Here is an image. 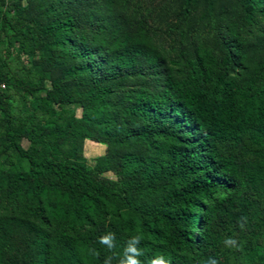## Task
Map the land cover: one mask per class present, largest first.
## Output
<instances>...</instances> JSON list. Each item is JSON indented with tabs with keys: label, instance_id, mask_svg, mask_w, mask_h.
<instances>
[{
	"label": "trees",
	"instance_id": "1",
	"mask_svg": "<svg viewBox=\"0 0 264 264\" xmlns=\"http://www.w3.org/2000/svg\"><path fill=\"white\" fill-rule=\"evenodd\" d=\"M43 1L22 26L0 0V139L18 166L0 168V264H120L137 235L141 264H264V28L251 41L229 22L221 56L197 46L178 76L114 0H103L106 15L87 12V32L69 0ZM234 1L245 24L264 20V0ZM39 47L50 51L44 68L60 71L42 95L20 63ZM128 76L159 88L110 98ZM16 92L25 121L8 102ZM65 138L106 153L88 170ZM110 165L115 180L97 176ZM110 233L112 248L100 242Z\"/></svg>",
	"mask_w": 264,
	"mask_h": 264
},
{
	"label": "rangeland",
	"instance_id": "2",
	"mask_svg": "<svg viewBox=\"0 0 264 264\" xmlns=\"http://www.w3.org/2000/svg\"><path fill=\"white\" fill-rule=\"evenodd\" d=\"M13 4L14 12L22 26H33L39 16V4L43 0H8ZM184 0H114L112 9L119 13L127 22L126 25L131 33L135 32L137 23L140 22L150 43L162 54L165 62H176L172 65L175 74L181 76L179 69H182L183 59L191 57L197 46L210 48L212 53L219 58L221 56V47L226 38V27L229 22H235L240 35L253 41L260 35L264 28V20L259 16L255 17V22L251 25L244 23L242 19V10L234 0H213L212 8L207 10L205 0H194L187 5ZM67 6L72 10L77 23L78 31L87 32L91 29L92 23L86 18L87 12L96 10L100 15H106L105 4L103 0H69ZM260 52V51H253ZM50 54V51L44 47L36 48L29 56L22 55L20 60L25 70V74L31 78L42 79V88H38L36 95H42L48 88L49 81L52 78L60 76L59 69L49 71L44 68V55ZM10 60V54L7 56ZM15 64V63H13ZM179 64V65H177ZM24 73V71H22ZM69 83H72L68 80ZM159 79L154 76H128L111 95L110 98L116 99L124 91L136 90L140 86H146L150 89H158ZM11 92L13 90L11 89ZM14 117L19 121H25L26 114L32 113L28 105L21 100L15 93L12 99L8 100ZM76 115L79 109L74 108ZM20 144L27 148L30 142L21 137ZM65 145H71L72 160L93 170L99 157L106 153V146L89 139L65 138ZM0 168L5 170H15L18 168L15 160L11 158V152L2 145L0 139ZM22 166L25 162L21 160ZM100 178L115 180L114 169L107 166L104 170L97 172ZM3 199V198H2ZM4 200H0L1 206Z\"/></svg>",
	"mask_w": 264,
	"mask_h": 264
},
{
	"label": "clouds",
	"instance_id": "3",
	"mask_svg": "<svg viewBox=\"0 0 264 264\" xmlns=\"http://www.w3.org/2000/svg\"><path fill=\"white\" fill-rule=\"evenodd\" d=\"M142 238V236L137 235L129 240L124 250V258L120 261V264H141L139 256L143 255V251L137 247V245L140 243ZM100 242L107 245L109 248H112L114 246V233H110L102 237ZM105 264H110V258L105 260ZM152 264H168V262L163 259H159L153 260ZM208 264H218V261L216 259H210Z\"/></svg>",
	"mask_w": 264,
	"mask_h": 264
}]
</instances>
